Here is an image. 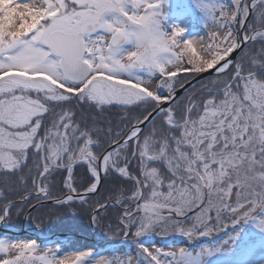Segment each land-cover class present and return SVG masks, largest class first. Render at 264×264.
I'll list each match as a JSON object with an SVG mask.
<instances>
[{
  "label": "snow or ice",
  "instance_id": "1",
  "mask_svg": "<svg viewBox=\"0 0 264 264\" xmlns=\"http://www.w3.org/2000/svg\"><path fill=\"white\" fill-rule=\"evenodd\" d=\"M165 2L0 0V224L85 215L133 246L0 238V264H198L220 249L143 238L264 232V0H175L198 38Z\"/></svg>",
  "mask_w": 264,
  "mask_h": 264
},
{
  "label": "rangeland",
  "instance_id": "2",
  "mask_svg": "<svg viewBox=\"0 0 264 264\" xmlns=\"http://www.w3.org/2000/svg\"><path fill=\"white\" fill-rule=\"evenodd\" d=\"M172 1L166 0L163 5L162 11L164 15L167 12L166 18L168 17V11L173 9L174 5ZM164 7L166 8V12H164ZM172 16L177 24L186 28V38H198L201 36L197 28L200 27L203 30L204 23H198L192 18L191 13L187 16L174 13ZM166 18L165 21H168L166 25H171ZM226 231L228 232L221 231L208 237H199L192 241H188L179 235H170L166 238L159 237L157 241H148L147 244L179 245L187 247L194 253L205 247L209 249H220L219 251H214L211 256L202 257L198 264H264V232L257 229L251 222L231 227ZM232 233L239 234L238 238L234 241L230 240ZM225 241L228 242L224 243ZM255 243L256 246L254 247ZM119 250H123V248L120 246H112L101 254L92 253L93 257H99L101 255L113 254Z\"/></svg>",
  "mask_w": 264,
  "mask_h": 264
},
{
  "label": "trees",
  "instance_id": "3",
  "mask_svg": "<svg viewBox=\"0 0 264 264\" xmlns=\"http://www.w3.org/2000/svg\"><path fill=\"white\" fill-rule=\"evenodd\" d=\"M22 216L23 215H14L9 219L8 223L18 226L21 223ZM29 222L31 223L30 220H29ZM71 228L74 229L75 231H82V232L88 234L89 229H90V223L88 222L85 215L73 216L69 213H65L64 215L58 217L55 220H50V221L46 222L41 227L43 232L67 231V229H71ZM116 238L117 237H109V236L105 235V233H104V239L105 240L113 241ZM68 240H69V242L65 245H63V243L61 242V244L63 245V251L65 250V248H68L69 246H73L72 248H77L79 245L88 246V247L92 246L91 243H89V242H88V244L84 243L83 241L80 243L79 241H81V240L72 239V238H69ZM106 247H108V245H102L99 248L101 249V248H106Z\"/></svg>",
  "mask_w": 264,
  "mask_h": 264
},
{
  "label": "water",
  "instance_id": "4",
  "mask_svg": "<svg viewBox=\"0 0 264 264\" xmlns=\"http://www.w3.org/2000/svg\"><path fill=\"white\" fill-rule=\"evenodd\" d=\"M205 77L204 76H201V77H197L196 80H203ZM196 80L193 81V83L196 82ZM26 217L23 216V220H22V230H24L25 228V223H26ZM32 231H37L38 233L40 232L39 229H37L36 227H31ZM0 232H14V233H17L15 232L14 229L10 228V227H5L4 224H0ZM40 238H42L43 236L42 235H38Z\"/></svg>",
  "mask_w": 264,
  "mask_h": 264
}]
</instances>
